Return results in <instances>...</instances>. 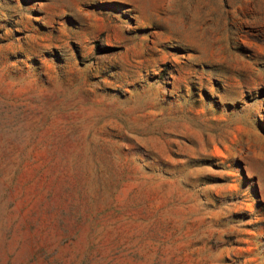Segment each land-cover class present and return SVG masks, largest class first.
<instances>
[{
	"label": "rangeland",
	"instance_id": "374dc122",
	"mask_svg": "<svg viewBox=\"0 0 264 264\" xmlns=\"http://www.w3.org/2000/svg\"><path fill=\"white\" fill-rule=\"evenodd\" d=\"M0 264H264V0H0Z\"/></svg>",
	"mask_w": 264,
	"mask_h": 264
}]
</instances>
